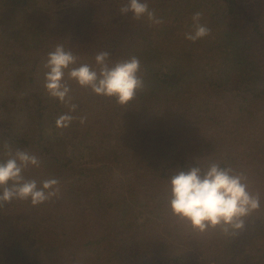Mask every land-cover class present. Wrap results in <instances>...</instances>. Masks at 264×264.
I'll return each mask as SVG.
<instances>
[{"label":"trees","instance_id":"trees-1","mask_svg":"<svg viewBox=\"0 0 264 264\" xmlns=\"http://www.w3.org/2000/svg\"><path fill=\"white\" fill-rule=\"evenodd\" d=\"M143 2L163 24L121 15L128 0H0V138L33 144L42 164L26 179L61 186L0 207V264H264V0ZM197 11L211 35L192 43ZM57 44L93 66L99 51L137 56L144 87L121 106L69 81L77 118L58 127L68 108L44 88ZM21 104L23 121H7ZM213 162L260 196L243 229L201 232L172 213L171 177Z\"/></svg>","mask_w":264,"mask_h":264},{"label":"clouds","instance_id":"clouds-1","mask_svg":"<svg viewBox=\"0 0 264 264\" xmlns=\"http://www.w3.org/2000/svg\"><path fill=\"white\" fill-rule=\"evenodd\" d=\"M119 12L124 16L131 14L134 21H145L150 27L164 23L143 0H128ZM202 18L200 11L192 15L191 30L185 33L187 41L196 43L211 35V29L201 22ZM78 60L72 50L57 44L44 63L47 94L68 108L67 113L57 118L58 127L66 128L77 118L72 115L78 105L72 103L69 81H75L81 88L91 89L96 95L113 98L121 106L133 101L138 90L144 87V74L137 56L113 61L109 51H99L94 56V66L78 63ZM79 119L83 124L87 117ZM3 149L7 159L0 161V207L13 200L30 201L33 206H39L59 197L61 186L58 179L49 178L38 184L35 179L25 178L26 170L41 166L40 157L27 150L14 149L7 141ZM245 181L243 173L221 167L217 162L211 163L206 171L195 166L179 171L170 180L172 213L201 232L209 226H224L225 232L229 231V227L243 229L244 218L258 210L261 203L259 194L250 193Z\"/></svg>","mask_w":264,"mask_h":264},{"label":"rangeland","instance_id":"rangeland-1","mask_svg":"<svg viewBox=\"0 0 264 264\" xmlns=\"http://www.w3.org/2000/svg\"><path fill=\"white\" fill-rule=\"evenodd\" d=\"M15 90L17 91V89H15ZM4 115L5 116L8 115L7 121H9V122H14V121L22 122L23 117L27 116V111L24 108V106L21 104L15 109H9L8 112L6 110L4 112ZM44 131H45L46 136L49 139H51L53 141L60 139L59 132L56 128V125L54 123V119H53L51 114H48L45 117ZM5 141H7L9 144H11L14 149L19 148L21 150H27V151L33 153V144L32 143L23 142L19 138L18 139H16V138L11 139V138L2 137V138H0V161L7 159V157L4 155V149H3V144ZM25 141H27V140H25Z\"/></svg>","mask_w":264,"mask_h":264}]
</instances>
